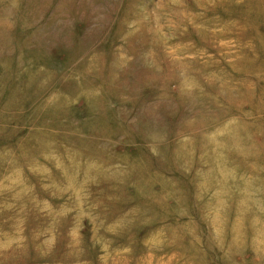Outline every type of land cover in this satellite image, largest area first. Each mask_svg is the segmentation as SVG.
I'll return each mask as SVG.
<instances>
[{
	"label": "rangeland",
	"instance_id": "rangeland-1",
	"mask_svg": "<svg viewBox=\"0 0 264 264\" xmlns=\"http://www.w3.org/2000/svg\"><path fill=\"white\" fill-rule=\"evenodd\" d=\"M261 232L264 0H0V264H264Z\"/></svg>",
	"mask_w": 264,
	"mask_h": 264
},
{
	"label": "bare ground",
	"instance_id": "bare-ground-1",
	"mask_svg": "<svg viewBox=\"0 0 264 264\" xmlns=\"http://www.w3.org/2000/svg\"><path fill=\"white\" fill-rule=\"evenodd\" d=\"M264 234L263 232L260 233V235ZM259 236V235H258ZM262 237V236H261ZM261 239V238H260ZM261 243V242H260Z\"/></svg>",
	"mask_w": 264,
	"mask_h": 264
}]
</instances>
